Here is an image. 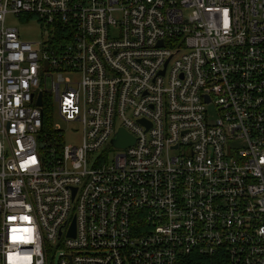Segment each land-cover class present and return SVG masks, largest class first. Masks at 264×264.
Instances as JSON below:
<instances>
[{
    "label": "built area",
    "instance_id": "2783aa9c",
    "mask_svg": "<svg viewBox=\"0 0 264 264\" xmlns=\"http://www.w3.org/2000/svg\"><path fill=\"white\" fill-rule=\"evenodd\" d=\"M47 247L264 264V0H0V264H52Z\"/></svg>",
    "mask_w": 264,
    "mask_h": 264
},
{
    "label": "rangeland",
    "instance_id": "374dc122",
    "mask_svg": "<svg viewBox=\"0 0 264 264\" xmlns=\"http://www.w3.org/2000/svg\"><path fill=\"white\" fill-rule=\"evenodd\" d=\"M5 23L9 26L16 27L18 29L20 38L23 40L41 43L46 39L48 34L45 27H43L41 22L36 17L26 15L22 17H16L13 15H7ZM49 102L53 103V105H50L54 109V114L52 117L53 122L63 130L64 144H77L81 136L80 124L63 120L56 112L57 105L54 102V99L52 101L45 97V104H48ZM206 110L210 116H214L216 114L215 107L212 103H209L206 106ZM113 152L114 150L110 149L109 157L112 156ZM45 253L50 263H57L59 253H54V247H47Z\"/></svg>",
    "mask_w": 264,
    "mask_h": 264
},
{
    "label": "water",
    "instance_id": "95a60500",
    "mask_svg": "<svg viewBox=\"0 0 264 264\" xmlns=\"http://www.w3.org/2000/svg\"><path fill=\"white\" fill-rule=\"evenodd\" d=\"M163 73V71L161 72ZM40 96L37 101V105H40ZM143 123V121H140ZM111 143L115 147H125L127 145H130L133 143V139L131 136H129L124 130L120 129L117 134L114 136V138L111 140ZM74 221L72 222V230L69 232L70 234L73 235L74 233Z\"/></svg>",
    "mask_w": 264,
    "mask_h": 264
}]
</instances>
